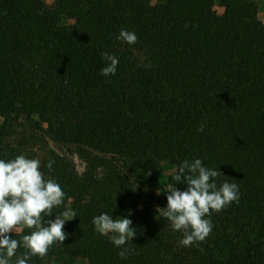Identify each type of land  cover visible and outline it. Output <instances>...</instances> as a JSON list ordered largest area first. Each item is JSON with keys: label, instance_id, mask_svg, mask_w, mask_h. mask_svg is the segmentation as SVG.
I'll list each match as a JSON object with an SVG mask.
<instances>
[{"label": "trees", "instance_id": "trees-1", "mask_svg": "<svg viewBox=\"0 0 264 264\" xmlns=\"http://www.w3.org/2000/svg\"><path fill=\"white\" fill-rule=\"evenodd\" d=\"M212 1L56 0L46 11L41 0H0V159L19 155L9 138L20 116L36 115L84 163L82 173L59 155L41 163L65 193L44 220L67 204L76 217L63 244L27 264H264V27L253 2L220 0L228 12L219 15ZM121 29L137 43L118 40ZM102 52L118 58L115 75H101ZM196 158L223 173L218 187L239 186V202L212 212L211 234L183 247L157 213L167 199L155 171ZM131 199L142 207L128 211ZM101 213L132 221L127 259L89 235Z\"/></svg>", "mask_w": 264, "mask_h": 264}, {"label": "clouds", "instance_id": "clouds-1", "mask_svg": "<svg viewBox=\"0 0 264 264\" xmlns=\"http://www.w3.org/2000/svg\"><path fill=\"white\" fill-rule=\"evenodd\" d=\"M117 39L129 45L138 41L136 34L126 29L120 30ZM101 56L108 62L101 69V75H115L118 58L108 52H102ZM197 131L202 132L203 126ZM53 163L49 161V170ZM39 169L40 161L25 155L7 161L0 159V264H12L11 258L20 247L25 252L16 257L15 264H27L32 256L44 258L54 243L63 244L68 236L63 230L65 221L71 220L66 218L67 212L56 215L54 220H44L52 215L54 207L64 203L65 193L55 180L45 179ZM222 174L217 169L205 167L199 158L191 162L184 160L173 179L186 184V189L181 191L172 185L164 191L167 206L157 207V213L170 222L173 231L182 234L181 246L190 247L205 241L214 227L210 219L212 212H220L231 203L239 202L237 184L224 181L217 186L215 180ZM73 217H76L74 213ZM92 224L100 235L112 234L111 242L121 248L118 253L121 259L132 254L131 249L122 247L136 235L130 219H113L101 213L93 217ZM21 228L31 230L30 234L23 235L21 240L10 237L9 233Z\"/></svg>", "mask_w": 264, "mask_h": 264}, {"label": "rangeland", "instance_id": "rangeland-1", "mask_svg": "<svg viewBox=\"0 0 264 264\" xmlns=\"http://www.w3.org/2000/svg\"><path fill=\"white\" fill-rule=\"evenodd\" d=\"M45 6L46 11H50L56 4V0H41ZM256 5L257 8V23L264 27V0H249ZM212 10L219 15H224L228 10L223 7L220 0H213L210 4ZM64 24H70L72 21L64 20ZM139 58H143L142 52H135ZM19 124L13 129V133L9 138L10 145L15 148L19 155H25L29 159H38L40 165L44 160L52 158L54 155H59L68 158L74 165L78 173L84 171V163L74 154L70 153L66 147L57 146L51 139L46 129V125L41 123L36 115L30 117L20 116ZM2 120L0 118V127ZM177 169L169 161H161L159 167L155 171L157 178L156 194L162 195L166 188L172 186L176 181L173 176L177 173ZM159 191V194H158ZM128 211H134L142 207V202L138 199H131L124 202ZM68 213L66 218L72 216L70 204H67L64 209ZM19 231V229L17 230ZM89 235L97 240L108 237L110 239L111 233L108 236L100 235L95 231V228L89 232ZM71 264H86L82 259H75Z\"/></svg>", "mask_w": 264, "mask_h": 264}]
</instances>
